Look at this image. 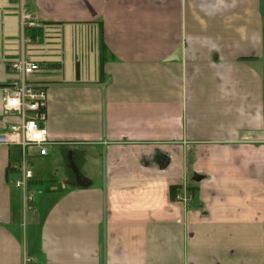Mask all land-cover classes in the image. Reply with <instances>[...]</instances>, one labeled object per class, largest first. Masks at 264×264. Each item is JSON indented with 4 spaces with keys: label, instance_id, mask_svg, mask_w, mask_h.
Returning a JSON list of instances; mask_svg holds the SVG:
<instances>
[{
    "label": "crops",
    "instance_id": "1",
    "mask_svg": "<svg viewBox=\"0 0 264 264\" xmlns=\"http://www.w3.org/2000/svg\"><path fill=\"white\" fill-rule=\"evenodd\" d=\"M22 56L55 144L36 211L0 144V264H264V0H0V136Z\"/></svg>",
    "mask_w": 264,
    "mask_h": 264
},
{
    "label": "built area",
    "instance_id": "2",
    "mask_svg": "<svg viewBox=\"0 0 264 264\" xmlns=\"http://www.w3.org/2000/svg\"><path fill=\"white\" fill-rule=\"evenodd\" d=\"M23 18L26 21L29 19L26 15ZM9 70L16 76V80L5 90L3 114L7 117H16L17 121L10 126V132L0 136V144L16 145L21 148L22 160L16 167L18 178L14 185L24 192L26 208L29 211H36L34 202L42 192L34 191L30 187V182L34 179L30 157L34 151L38 152L39 156H46L48 147L55 144L47 128L48 92L44 85L35 81V76L42 71L39 62L22 56L10 62ZM176 199L189 204L193 200V195L185 191L179 193ZM33 261V258L26 260L27 264Z\"/></svg>",
    "mask_w": 264,
    "mask_h": 264
},
{
    "label": "rangeland",
    "instance_id": "3",
    "mask_svg": "<svg viewBox=\"0 0 264 264\" xmlns=\"http://www.w3.org/2000/svg\"><path fill=\"white\" fill-rule=\"evenodd\" d=\"M35 152H36V151H34L33 154H34ZM40 187H41V186H40ZM35 190L38 191L37 188H36Z\"/></svg>",
    "mask_w": 264,
    "mask_h": 264
},
{
    "label": "trees",
    "instance_id": "4",
    "mask_svg": "<svg viewBox=\"0 0 264 264\" xmlns=\"http://www.w3.org/2000/svg\"><path fill=\"white\" fill-rule=\"evenodd\" d=\"M176 193H175V191H173V195H175Z\"/></svg>",
    "mask_w": 264,
    "mask_h": 264
}]
</instances>
